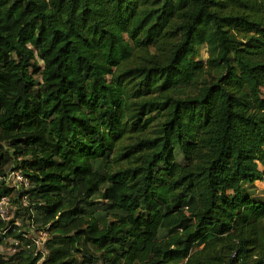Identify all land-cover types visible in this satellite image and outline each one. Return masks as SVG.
Returning a JSON list of instances; mask_svg holds the SVG:
<instances>
[{
    "label": "trees",
    "instance_id": "obj_1",
    "mask_svg": "<svg viewBox=\"0 0 264 264\" xmlns=\"http://www.w3.org/2000/svg\"><path fill=\"white\" fill-rule=\"evenodd\" d=\"M262 88L264 0H0V264H264Z\"/></svg>",
    "mask_w": 264,
    "mask_h": 264
},
{
    "label": "built area",
    "instance_id": "obj_2",
    "mask_svg": "<svg viewBox=\"0 0 264 264\" xmlns=\"http://www.w3.org/2000/svg\"><path fill=\"white\" fill-rule=\"evenodd\" d=\"M0 180H5L11 186L16 188H21L22 186H27V179L20 171L9 172L4 177L0 176ZM26 203V197H23V204ZM12 214V209L10 208V197L3 196L0 198V219L3 221L9 220ZM16 225H20V222H15ZM34 223L31 222L28 225L29 231L26 234H22L26 238L32 240L34 242L37 250H39L42 255H45L44 245L48 238V234L46 230L39 231L36 235L33 234ZM14 247L8 249V252H13Z\"/></svg>",
    "mask_w": 264,
    "mask_h": 264
},
{
    "label": "rangeland",
    "instance_id": "obj_3",
    "mask_svg": "<svg viewBox=\"0 0 264 264\" xmlns=\"http://www.w3.org/2000/svg\"><path fill=\"white\" fill-rule=\"evenodd\" d=\"M201 57L204 58L205 57V52L202 51L201 52ZM262 95H264V88H262ZM252 195H254L255 197H260L264 195V184L261 182H255L252 186L247 188ZM247 190V191H248ZM38 235V234H37Z\"/></svg>",
    "mask_w": 264,
    "mask_h": 264
}]
</instances>
